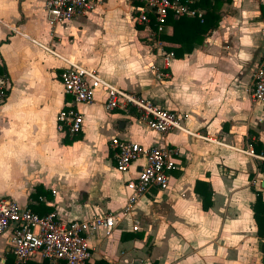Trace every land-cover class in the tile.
<instances>
[{
    "label": "crops",
    "instance_id": "1",
    "mask_svg": "<svg viewBox=\"0 0 264 264\" xmlns=\"http://www.w3.org/2000/svg\"><path fill=\"white\" fill-rule=\"evenodd\" d=\"M217 11L216 27L163 69L154 43L132 23L126 0H96L87 15L63 24L49 22L43 0H0V18L14 29L0 24V71L9 81L0 100V197L30 209L38 200L29 193L39 186L51 194L40 195L42 203L63 219L116 214L109 234L89 232V262L264 264V237L256 236L251 210L253 189L264 200V175L244 152L264 151V120L257 121L264 112L247 93L264 54V0H230ZM41 45L175 111L190 134L160 136L133 114L106 111L101 90L77 104L79 133L57 131L55 115L67 99L58 79L62 62ZM150 63L167 76L156 80ZM111 137L175 148L168 186L129 202L125 182L143 158L118 172ZM205 187L210 205L203 210L198 193ZM4 239L0 235V262L12 258Z\"/></svg>",
    "mask_w": 264,
    "mask_h": 264
},
{
    "label": "built area",
    "instance_id": "2",
    "mask_svg": "<svg viewBox=\"0 0 264 264\" xmlns=\"http://www.w3.org/2000/svg\"><path fill=\"white\" fill-rule=\"evenodd\" d=\"M126 1L132 23L146 32L147 42L154 43L155 47L152 49L161 58L163 69L167 68L173 57L172 52L165 51L157 39L158 34L167 33L170 29L167 17H195L201 20L204 14V9L198 6L199 0ZM95 5L96 0H43V12L50 23L63 24L87 15ZM0 24L14 30L1 18ZM41 47L62 62L58 79L62 93L67 99L55 115L57 131L69 136L79 133L82 130L83 117L77 109V104L91 102L96 92L101 90L104 94L103 108L106 111H117L124 116L133 114L160 136L171 130L190 134L181 125L182 118L179 119L175 111L163 108L142 94L115 86L93 68L64 58L45 46ZM148 68L156 80L167 76L153 63L148 64ZM8 87V77L5 72L0 71V100L4 98ZM247 93L249 100L264 112V54L253 69ZM262 120L264 116L257 119L259 122ZM107 145L114 168L118 172H126L134 161L143 158V164L136 176L125 182V187L130 190L129 202L143 195L151 187L164 190L168 186L170 171L175 167L176 157L179 155L175 148L158 143L142 146L116 137H111ZM244 152L258 161L259 171L264 175V151ZM38 201L43 202L45 199L38 197ZM115 215L110 213L86 220H66L53 210L39 215L27 207L18 206L9 198L0 197V235L5 234V248L12 256L11 264H24L29 260H45L47 264H85L90 260L87 241L89 232L103 228L105 234H109L115 222ZM136 228L135 221L132 229Z\"/></svg>",
    "mask_w": 264,
    "mask_h": 264
},
{
    "label": "trees",
    "instance_id": "3",
    "mask_svg": "<svg viewBox=\"0 0 264 264\" xmlns=\"http://www.w3.org/2000/svg\"><path fill=\"white\" fill-rule=\"evenodd\" d=\"M230 0H199L198 6L204 9V14L202 19L199 20L195 17H178L172 18L170 15L167 17V24L171 26V34L160 33L157 35V39L161 42L162 48L165 51H171L174 58L181 57L184 53H189L194 44L201 42L203 35L216 27L219 13L218 8L222 2H229ZM137 29H141L140 26H136ZM68 140L64 139L63 142ZM255 150L257 151L254 143L251 142ZM198 182L195 181V186ZM196 190V189H195ZM254 201L251 206L252 218L255 224V233L259 238L264 237V200L261 197V193L258 190H254ZM201 200V208L206 210L210 205L209 190L204 188L203 191H199ZM40 195H44L47 198H51V194L48 191H43L41 187L35 186L34 191L29 193V198L33 200H38ZM30 209L41 215L51 212L53 209L51 206L44 205L42 202L38 201L36 205H30ZM259 251L264 257V244L259 242ZM12 258L6 255L4 262L2 264H11ZM24 264H47L45 260L41 261H26ZM85 264H112L102 258L95 259L92 262H87Z\"/></svg>",
    "mask_w": 264,
    "mask_h": 264
},
{
    "label": "rangeland",
    "instance_id": "4",
    "mask_svg": "<svg viewBox=\"0 0 264 264\" xmlns=\"http://www.w3.org/2000/svg\"><path fill=\"white\" fill-rule=\"evenodd\" d=\"M131 17V16H130ZM131 21H132V19H131ZM140 94V93H139Z\"/></svg>",
    "mask_w": 264,
    "mask_h": 264
}]
</instances>
